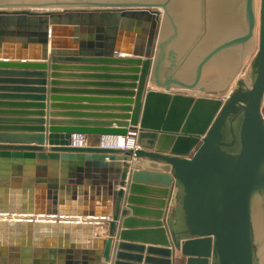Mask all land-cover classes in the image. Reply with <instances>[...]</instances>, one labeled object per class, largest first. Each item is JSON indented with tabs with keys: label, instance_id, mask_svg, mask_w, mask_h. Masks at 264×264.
I'll use <instances>...</instances> for the list:
<instances>
[{
	"label": "water",
	"instance_id": "1",
	"mask_svg": "<svg viewBox=\"0 0 264 264\" xmlns=\"http://www.w3.org/2000/svg\"><path fill=\"white\" fill-rule=\"evenodd\" d=\"M168 3L0 0V92L4 93L0 100L26 102L0 101V108L8 109L0 110V215L52 220H0V264H123L126 257L138 258L124 254L127 248L137 247L122 243L131 238L122 229L143 222L125 217L129 209L137 217L147 213L140 207H150L144 196L157 197L153 194L157 191L164 199L157 208H165L171 186L172 193L176 186L183 188L186 228L169 232L159 221L163 213H156L158 221L149 224L164 235L161 246L166 249H148L149 256L157 253L152 256L163 259L148 256L146 263L173 264V250L167 249L172 242L181 252L178 264H255L253 209L260 200L264 211V0L252 87L223 98L202 95L207 94L201 83L203 73L221 53L252 42L257 26L255 0H245L243 33L205 54L191 81L178 75L173 45L179 33ZM168 22L174 33L166 38ZM48 63L53 71L50 94L104 96L54 95L52 100L117 104L64 107L90 112H70L72 117L111 122L57 127L47 119L50 114L43 111V103H28L44 102L43 95L33 94L46 90L28 86H47L45 73L30 70L48 69ZM67 63L71 65H62ZM189 67L184 75L191 74ZM78 78L96 82L61 81ZM237 83L245 86L242 80ZM148 85L159 90L146 91ZM58 87L74 89L58 91ZM172 87L184 91L173 92ZM17 107L22 111L10 110ZM33 108L39 111H28ZM241 116L240 143L226 151L232 145L224 142V131L229 126L235 141L233 125ZM131 132L137 134L135 149L104 147V138H127ZM75 135L101 139L96 146L75 147ZM125 168L129 169L127 182ZM147 169L165 173L142 172ZM170 172L174 178L166 174ZM95 193L108 203L99 207L89 202ZM105 226L108 239L96 238L95 228Z\"/></svg>",
	"mask_w": 264,
	"mask_h": 264
},
{
	"label": "crops",
	"instance_id": "2",
	"mask_svg": "<svg viewBox=\"0 0 264 264\" xmlns=\"http://www.w3.org/2000/svg\"><path fill=\"white\" fill-rule=\"evenodd\" d=\"M50 56V53H49ZM2 60H0L1 62ZM13 63H15L16 61H11ZM21 63V62H18ZM24 63L27 64H40V63H47V62H42V61H26ZM49 64V63H48ZM62 65H71V64H62ZM81 65V64H78ZM167 65H169V62L166 63L164 65V72H165V67H167ZM51 65H48V69L45 70H30L31 72H38L41 71L42 73H45V78L44 80L47 81V86H28V87H37L40 89H45L46 91L44 92L45 94H33V95H43L45 97L44 102H38V101H29L28 103H35L33 104V106H35L38 103H43L45 106V109L43 111H45V113H49L50 114V118L49 119L50 122H53L55 125H57V127H68L70 125V123H75V122H86L90 125L94 124V123H109L111 122V120H101V119H93V118H81V117H72L69 115L70 112H75V113H90L84 110H67L64 107L67 106H74V107H86L87 105H97V106H103V105H111V106H117V104H101V103H96V104H90L87 103L86 101H79V102H74V101H68V100H52V97L57 96V97H104V96H88V95H70L68 93H56V94H50V84L53 80L52 73L53 71L51 70ZM73 66V65H72ZM207 68V67H206ZM205 71V70H204ZM61 73H75L77 75H91L92 73L90 72H82L80 70H70V71H64L62 70ZM238 73V70L236 69V72L233 76L230 77V79H228V76H226V78H223L222 80H220V84L219 85H210V84H206L207 81V75L205 76V79L202 78V86H204L207 89V94H202L208 97H218V98H223V96H225V94L229 91V89L231 88V83L235 77V75ZM210 78H213V75L210 76ZM61 81H78V82H85V83H94L96 82L95 80H91L89 78H78V80H61ZM161 81H164V76L162 75ZM58 91H63L62 89H74L71 87H58ZM86 89H93L92 91H99V88H86ZM158 91L159 89L156 86H152V85H148L146 88V91ZM171 91L173 92H177L179 91L177 88H171ZM1 93V92H0ZM147 93V92H146ZM2 95L4 93H1ZM199 94V92L194 93L193 95ZM66 99V98H65ZM0 101H4L5 102H9L11 101L12 103H17L16 105H21V103H26L25 101H22L21 99L18 100H0ZM63 107V109H62ZM2 109H6L3 111H7V108H0V110L2 111ZM11 111H22V109L20 108H10ZM28 111H39L36 109H28ZM91 113H111V112H91ZM115 113V112H113ZM37 117H27L26 119H36ZM11 133L13 135H38L36 133H23V132H8ZM76 136V135H75ZM111 138V137H110ZM101 137L97 136V135H90L87 136V141H88V145L91 146H96L98 145L99 141H100ZM31 145H35V144H31ZM47 146V145H46ZM226 151L228 150L227 148H225ZM145 161V160H144ZM144 169V168H143ZM135 171H139V170H135ZM128 172L129 169L127 170V174H126V182L128 181ZM142 172H147V173H165V172H161V171H157V170H152V169H147V170H142ZM167 175L173 177V173H166ZM160 175V174H159ZM155 178V177H154ZM174 178V177H173ZM146 181V180H145ZM158 181V180H157ZM156 183H160V182H156ZM173 184L176 183V180H173L172 182ZM148 187H152L155 188V190H162L164 189V187L162 186H149ZM170 189V193H169V197L167 199H165L166 201V206L163 209L157 208L158 206H160V202L163 201V198H159L158 196H161L162 194L160 192H154L153 194H155L157 197H147L144 196L146 200H148L147 202H145V205H150V207H145V206H140L143 209H147V213L143 214L142 217H137V216H133V213L131 211V209H129V213L128 215L125 217V219L128 220H135V221H139V222H143V223H138V224H131L129 226L128 229H122L123 231H127L128 233H131V238L125 240L124 244H126L127 246H131V247H137L136 248H127L126 250H124V254L127 256H131V257H140L141 259L138 258H124L121 260V263L123 264H148L146 263V258L149 256L148 255V249H166L163 246H161L164 243V235L161 233H155V229L154 227L151 226V224H149V222H153V221H158L155 217L157 216L156 213H163V217L161 218V220L164 223V228H166L169 232H174V233H179L181 231H183L186 227H185V213L183 210V206H182V202H183V197H184V192H183V188L177 187L174 189V192L172 193V186L169 188ZM172 194V196H171ZM89 202L92 201L93 204L95 205H99V207H102L103 205H106L105 201V197L104 196H98L97 193H95L92 196H89ZM171 200V201H170ZM105 203V204H104ZM169 203H172L169 205ZM119 205L122 206L123 204V200H119ZM127 209V208H126ZM255 211H256V205L253 209V217H254V241H255V264H264V235H263V231L259 225H258V221H256L255 219ZM104 230V231H103ZM94 236L96 238H101L103 240L108 239L109 237V227L105 226L103 229L101 228H95L94 231ZM182 238H187V237H182ZM114 242H115V238ZM117 241V240H116ZM120 242L121 241H117ZM171 242V241H170ZM167 249H172V260H173V264H178V262L180 261V259L182 258L181 256V252L178 249H175L173 243L171 242V248H167ZM137 250V251H136ZM111 252L113 255H115V249H111ZM111 254V255H112ZM157 253H152L151 257L152 259H163L160 258L158 256H152V255H156ZM103 263V260H102ZM155 262L151 263L154 264ZM150 264V263H149ZM155 264H159L158 262ZM161 264V263H160Z\"/></svg>",
	"mask_w": 264,
	"mask_h": 264
},
{
	"label": "bare ground",
	"instance_id": "3",
	"mask_svg": "<svg viewBox=\"0 0 264 264\" xmlns=\"http://www.w3.org/2000/svg\"><path fill=\"white\" fill-rule=\"evenodd\" d=\"M141 1V0H133ZM169 6L173 9L176 15L181 16L183 23V30L185 35L181 40L178 41L179 44V54H178V75L185 78V80L191 81L189 74H186L187 67L190 66V59L194 54V49H205L212 44L215 39H219L221 35L233 34L237 32V28L240 24V19L238 15L239 0H170ZM180 18V17H179ZM242 21V20H241ZM201 27V28H200ZM240 28V27H239ZM243 28V27H242ZM183 34V33H182ZM186 43L189 45L187 48ZM177 45V44H176ZM189 52H182L181 48H185ZM211 49V48H210ZM180 51L183 53L180 56ZM210 51V50H209ZM208 51V52H209ZM236 51V50H235ZM228 52V51H226ZM244 53V52H243ZM237 54V52H236ZM221 55V54H220ZM236 56L234 53L222 54L218 57L216 63L213 60L207 67L209 70L213 66L219 67L222 64L227 63V70H231L236 63ZM224 57V60H219ZM214 63V65H213ZM191 64V63H190ZM230 68V69H229ZM191 69V68H190ZM206 70V69H205ZM190 71V70H189ZM188 72V71H187ZM192 72V71H191ZM192 74V73H191ZM175 89V88H174ZM179 91H184L183 89H178ZM226 97V96H223ZM104 144H108L109 147L113 148H124V149H134L132 139L118 137L117 140L111 141L106 139ZM127 173V168L124 169L123 179H125ZM171 201V200H170ZM257 207V205H256ZM258 225L264 230V215L259 212ZM264 214V213H263ZM1 221H52L48 216H35V215H0ZM65 221H71L66 219Z\"/></svg>",
	"mask_w": 264,
	"mask_h": 264
},
{
	"label": "rangeland",
	"instance_id": "4",
	"mask_svg": "<svg viewBox=\"0 0 264 264\" xmlns=\"http://www.w3.org/2000/svg\"><path fill=\"white\" fill-rule=\"evenodd\" d=\"M157 2H162V1H166V0H154ZM170 2V0H169ZM262 7H263V0H255V12H256V17H257V26L255 29V36L252 40V42L249 45H246L245 48L242 47H238L235 48L233 50H229L226 53H234L236 56V63L234 64L233 68L231 70H227V63L225 62V64H222L221 66H213L212 68L210 67L209 70L208 67L206 68V70L203 73V78L205 79V76L207 75V81L206 84H210V85H219L221 82L220 80H222L223 78H226V76H233L236 72V69L238 70V73L235 75L232 83H231V88L229 89V91L225 94V96L227 97L228 95L235 94L238 92H241L243 90H245L246 88H251L252 87V80L255 79V75L253 74V65L255 64L258 52H259V44H260V29H261V18H262ZM168 8L170 13L172 14V16L174 17V22L175 25L177 27L178 30V38L175 42V45H173V47L176 49V51L179 54V44L178 41L182 39V37L185 35L184 30H183V19H181V16L176 15V13L173 11V9L169 6L168 3ZM238 15H239V19H240V24L239 27L237 28V32H233V34H229V35H221V37L217 40L215 39V41L212 42V44L207 48L203 49H194V54L191 57V61L189 63L190 67V77L192 80V77L195 74V70L197 67V63L200 61V59L208 53L209 50H211L212 48H214L216 45L224 42L225 40H228L230 38L236 37L240 34L243 33L244 28H242V21L243 23L246 20V16H245V0H239V6H238ZM180 17V18H179ZM165 20L168 21L167 16H165ZM201 28V27H200ZM174 33V29L172 27V23L168 22L166 30H165V36L166 38L168 36H171ZM183 33V34H182ZM177 44V45H176ZM187 48L189 47L188 43H186ZM211 48V49H210ZM178 49V50H177ZM189 49V48H188ZM182 52H189V50L187 51L186 47L185 48H181ZM236 50V51H235ZM180 51V56L181 54H183ZM237 52V54H236ZM244 52V53H243ZM223 53H221L222 55ZM219 55V57L221 56ZM180 58V57H179ZM178 58V59H179ZM221 58V57H220ZM219 60H224V57H222V59ZM218 58H216L215 60H217ZM214 60V61H215ZM216 63V61L214 62ZM213 63V65H214ZM230 69V68H229ZM192 71V72H191ZM213 75V78H210V76ZM232 78V77H231ZM206 80V79H205ZM238 80H242L245 83L244 87H241L237 81ZM262 114L264 117V102H263V107H262ZM241 123H242V116L239 117L237 120H235L234 122V136H235V141H234V137L233 134L230 132L229 130V126H227V128L225 129L224 133H225V143L230 144L232 146L227 147V149H231L232 147H234L235 145H237L238 143H240V129H241ZM262 199V198H261ZM261 201V200H260ZM258 202L257 203V207H256V211H255V219L256 221L258 220V217L260 214L259 212L263 211V202ZM261 203V206H260ZM264 213V211H263ZM262 213V214H263Z\"/></svg>",
	"mask_w": 264,
	"mask_h": 264
},
{
	"label": "built area",
	"instance_id": "5",
	"mask_svg": "<svg viewBox=\"0 0 264 264\" xmlns=\"http://www.w3.org/2000/svg\"><path fill=\"white\" fill-rule=\"evenodd\" d=\"M136 136H137L136 133H132L131 132V133H129V136L127 137L128 139H132L134 149L136 148V139H135ZM106 139L111 140V141H114V140H117V137L104 138L102 140L103 144L106 141ZM72 143H73L72 145L75 146V147H86V146H88L87 137H85L83 135H76V136H74V139H73V142ZM104 147H109V145L108 144L107 145L104 144ZM109 148H113V147H109Z\"/></svg>",
	"mask_w": 264,
	"mask_h": 264
}]
</instances>
